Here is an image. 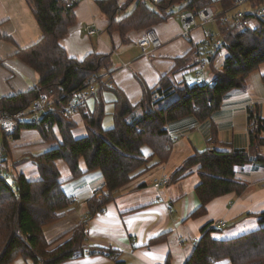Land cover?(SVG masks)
I'll return each mask as SVG.
<instances>
[{"label": "trees", "instance_id": "obj_1", "mask_svg": "<svg viewBox=\"0 0 264 264\" xmlns=\"http://www.w3.org/2000/svg\"><path fill=\"white\" fill-rule=\"evenodd\" d=\"M132 1L135 0L129 3ZM235 1L157 0L150 5L145 0H137L133 9L125 14L128 2L121 5L119 0H96V3L108 17L109 30L119 31L127 42L129 31L154 29L173 14L171 9L176 5H181L182 11L199 12L205 7H220L226 11ZM249 1L252 6L264 2ZM30 3L43 35L32 44L19 47L14 55L38 73L39 82L27 91L0 97V110L8 116L25 112L34 100L46 94L54 101L53 112L32 120L20 118L11 137L18 139L22 130L37 129L50 145L29 157L38 167L39 179L29 180L20 173L13 176L10 183L0 174V264H12L20 257L30 260L31 264H61L86 253L87 231L86 224L79 223L72 229V236L55 247L45 236L44 226L63 218L72 203L64 191L56 161L62 159L68 164L72 178L93 170L102 171L104 184L87 203L92 215L103 210L118 190L133 181L135 172L143 167L151 168L150 158H158L159 163L169 161L175 142L168 130L171 120L192 114L198 122H204L222 107L228 92L247 88L249 75L264 65V18L248 28L232 21L219 25L222 48L226 49L227 56L221 69L214 68L213 63L222 48L208 57L212 81L204 85L196 81L184 87L163 81L157 89L146 90L139 114L122 94L118 95L114 126L105 129L102 93L107 86L101 75L113 68L111 54L93 51L80 59L69 55L60 43L76 23L78 2L30 0ZM2 61L0 57V64ZM92 76L100 79L95 109L90 112L84 110V105L79 108L87 134L76 137V117L66 115L62 108L70 102L67 94L85 88ZM248 113V147L223 150L214 145L204 151L195 150L168 176V184H171L197 169L201 179L195 190L201 204L190 217L200 218L207 214L210 203L216 198L242 195L248 188V183L236 177V168L260 161L259 151L264 148V116L254 108ZM2 134L4 151L8 152L9 134L6 131ZM209 141L217 145L220 142L215 135ZM143 146L152 149L150 157L144 156ZM82 160L85 170L81 168ZM257 220L255 229L233 236L226 233L231 227L227 222L225 227H215L213 221L208 222L201 228L198 244L186 264H210L225 259L231 264H264V211L258 214ZM165 236H157L152 242H159ZM109 254L114 258V252Z\"/></svg>", "mask_w": 264, "mask_h": 264}, {"label": "crops", "instance_id": "obj_2", "mask_svg": "<svg viewBox=\"0 0 264 264\" xmlns=\"http://www.w3.org/2000/svg\"><path fill=\"white\" fill-rule=\"evenodd\" d=\"M171 10L173 14L170 17L154 26L162 44L144 50L138 40L145 30L129 31L126 34L128 41L124 42L119 31L109 30L108 17L96 0L78 1L75 8L76 23L70 27L68 35L60 43L69 55L80 59L93 51L111 54L113 68L110 72L103 73L106 77L102 78L107 86L102 93L105 111L102 124L105 129L114 126L118 95L122 94L135 106L134 112L139 114L142 112L140 104L146 90L157 89L163 81L175 87H184L185 84H193L201 78L196 74L199 69L195 65L198 64V56L208 55L207 46L211 44H208L203 33L208 23L200 24L186 35L181 23L183 11L174 13L173 8ZM13 20V26L7 28L6 33H2L3 27L11 24ZM212 24L218 30V23ZM42 35V29L26 0H0V57L3 59L0 64V97L27 91L38 84V73L14 53L19 47L36 42ZM13 39L14 45L9 46L6 41ZM190 72L197 75L196 79L194 76L193 83H188L185 78ZM209 78L213 79L212 73ZM251 92H228L222 107L204 122H198L192 114L171 120L168 130L175 142L169 161L159 163L158 158H150L151 168L146 170L143 167L135 172L133 181L118 190L114 199L93 215L87 201L103 186L102 171L86 172L80 176V181L70 184L73 180H70L72 172L68 164L62 159L57 160L64 191L72 203L63 218L44 226L45 236L49 242L55 243V247L68 240L72 236V229L84 222L89 251L79 258L61 264H186L196 247L194 238L199 239L201 228L208 222H227L231 227L226 233L232 236L255 229L258 226V214L264 211V171H260L261 176L258 177L251 173L252 170L244 172L241 168L240 172L249 178L253 177L251 183L246 182V191L242 195L227 194L216 198L210 203L207 214L197 219L190 217L201 204L195 190L201 179L196 168L179 181L155 186L156 180L164 174L170 176L195 150L204 151L214 145L219 149L226 146L229 149L248 147V130L247 140L243 128L240 136L235 135L237 127L243 125L235 122V116L246 112L248 125V107L255 108L254 104L258 106L259 112L262 110L261 115H264V102L259 105L255 100L256 95ZM95 105V97H90L83 107L85 111L92 112ZM74 116L77 120L74 135H86L87 127L82 113L77 112ZM228 124L234 133L231 141L222 139L220 129L222 125L226 127ZM213 135L220 141L218 145L209 141ZM225 138L230 140V137ZM9 145L10 152H7L8 155L4 153L7 174L11 178L21 173L29 180L39 179L38 167L32 160L20 161L21 158L30 157V154H39L34 152L36 149L41 148L43 152L48 148L50 144L44 141L41 133L37 129H24L19 138L11 140ZM142 152L148 158L152 149L143 146ZM81 168L86 169L84 160L81 161ZM255 170H260V167H255ZM236 177H241L242 180H239L244 181V176H239L237 172ZM68 185L72 195L68 193ZM78 201L80 205L77 207ZM162 234H166L163 240L152 242L153 238ZM110 252H114V258L110 256ZM210 264L231 263L225 259Z\"/></svg>", "mask_w": 264, "mask_h": 264}, {"label": "built area", "instance_id": "obj_3", "mask_svg": "<svg viewBox=\"0 0 264 264\" xmlns=\"http://www.w3.org/2000/svg\"><path fill=\"white\" fill-rule=\"evenodd\" d=\"M249 2V0H236L232 7L235 8V12L233 14L226 13L220 17L212 7H205L199 12L183 11L181 16L183 33L187 35L191 32L192 29L198 27L200 24L214 23L218 21V19L220 20L221 24L232 21L242 28L251 27L254 25L256 20H259V18H264V2L260 6H252V4H250ZM244 6L245 8H242ZM203 33L207 38L208 44H213L215 50L223 47V42L221 39L215 42L217 34H214L212 30L204 28ZM138 44L142 49L145 50L147 48L159 47L162 44V41L157 32L154 29H151L143 34V36L139 39ZM207 62L208 60L206 57L202 55L197 57L198 69L201 70V72H204ZM98 80L99 78H97L96 76H92L86 82L85 88L75 90L72 93L67 94V97L70 98V102L62 108V111L66 115H75L79 111V108L83 106L90 97L96 96L99 89ZM207 81L208 80L205 79V76L202 73V77L198 80V83L204 85ZM53 104L54 101L50 100V98L46 94H43L32 102L28 109L30 111L27 110L13 116H8L4 115L0 110V131H6L9 134V139L11 140V134L14 133L20 118L26 116L27 113L35 114V117L36 115H40L42 117V115L53 112ZM3 155L4 146L2 145L0 146V174L10 182L12 178L5 171ZM166 184H168L167 175H164L160 179L155 181L156 187H160ZM75 199L76 198H74V200ZM214 225L215 227H225L227 224L225 221H219ZM194 243L195 246H197L198 238H194ZM86 253H89V251L87 250Z\"/></svg>", "mask_w": 264, "mask_h": 264}, {"label": "rangeland", "instance_id": "obj_4", "mask_svg": "<svg viewBox=\"0 0 264 264\" xmlns=\"http://www.w3.org/2000/svg\"><path fill=\"white\" fill-rule=\"evenodd\" d=\"M71 1V0H70ZM136 1L137 0H135L134 2L132 1V2H130L129 3V0H119V3L121 4V5H123V4H126L127 2L129 3L127 6H126V8H125V12H123L124 14L125 13H129L132 9H133V6L135 5V3H136ZM145 1H147V3H149L150 5H154V2L155 1H157V0H145ZM26 2H27V4H28V6L30 5L31 6V3H30V0H26ZM72 2H78V1H72ZM181 5H177V6H174L173 7V11H175L174 13H179L180 12V10H181V7H180ZM215 7H218V6H215ZM242 8H245V6L244 7H242ZM219 9V10H218ZM218 9H214L217 13H218V16L220 17V16H222V15H224V14H226V13H228V14H233L234 12H235V8H230V9H228V10H226V11H222V9L220 8V7H218ZM124 14H122V15H120V17L121 16H123ZM22 17H24V15H22ZM34 22H35V20H34ZM216 23H218V26L221 24L220 23V20L218 19V21H216ZM13 24H14V20H13V22L11 23V24H9V25H7V26H5V27H3V29L1 30L2 31V33H6V31H8L7 30V28H9V27H11V26H13ZM15 24H16V22H15ZM254 24H256V23H254ZM207 29H209V30H212V31H214V34H217V37H216V40H215V42L216 41H218L219 39H220V35H219V32H218V30H217V27H216V25L215 24H212V23H208L207 24V27H206ZM18 36H21L20 34H18ZM15 40L13 39V41H11V40H7L6 42L7 43H9V46H12V45H14V42ZM139 41V40H138ZM214 42V43H215ZM207 48H208V55H206V58L208 59V56L210 55V54H215L216 52H215V49H214V45L213 44H211V45H208L207 46ZM226 56H227V51H226V49L225 48H222V49H220L219 50V52H218V54H217V57H216V59H215V61H214V63H213V67L214 68H216V69H221V67H222V65H223V62H224V60H225V58H226ZM114 58H115V55L113 56ZM204 72H205V74H204V76H205V79L206 80H208V79H210L209 78V76H210V73H212V68H211V65H210V63H207V65H206V67H205V69H204ZM105 73V72H104ZM198 73H200V74H198ZM198 73H196L197 75H200L201 77H202V72H201V70H199V72ZM195 74V72H190V74H189V76H186L185 78H186V80H187V82L188 83H193L194 82V76H195V79L197 78L196 75ZM104 77H106V74L104 75V74H102L101 75V79L102 78H104ZM103 80V79H102ZM211 80V79H210ZM209 80V81H210ZM212 81V80H211ZM98 82L100 83V79L98 80ZM235 91H239V92H241V91H246V92H249V91H252L251 93H254V95H256V98H255V100L257 101V103L259 102V105H261L260 103L261 102H264V65L262 66V67H260L259 69H257V70H254L250 75H249V77H248V79H247V89H236ZM154 100H156V98H154ZM255 108L254 109H256V112H258V113H260L261 114V112H262V110H261V112H259L258 110H257V105L256 104H254L253 105ZM249 109H251L250 107H248V112H249ZM28 111H30V110H28ZM243 115H245V117L243 116ZM36 116H38V117H41L40 115H36ZM262 117L264 116V115H261ZM35 117V114H31V113H27V115L26 116H24L23 117V119L24 120H32L33 118ZM235 122L236 123H238V124H243L242 126H238L237 127V130H236V132H235V135L236 134H238V136H240V133H241V128H243V133L245 134V136H246V140H247V116H246V112H244V113H239V114H237L236 116H235ZM78 126H80V122L78 121ZM229 127H230V125L228 124L226 127H225V125H222L221 126V132H222V139L223 140H225V141H231L232 139H231V137L234 135V133L232 132V130H230L229 129ZM231 128V127H230ZM218 129H219V127H218ZM2 132V131H1ZM0 132V146H2L3 144H2V140H3V134ZM225 137H230V140H227V138H225ZM11 140H15L14 138H11ZM10 140V141H11ZM248 143V142H247ZM229 148L230 147H223L222 149L223 150H229ZM9 152H10V145H9V149H7ZM35 153H41L42 152V149L41 148H39V149H36L35 151H34ZM260 153L259 154H261L260 156H259V158L260 157H262L261 159H260V161H256V160H254L252 163H250L249 165H247V166H244V167H237L236 168V172H237V174L239 175V176H244V178H243V180L245 181V182H248V183H251V181H253L252 179H253V177H251V178H249L246 174H244V173H242V172H240L241 171V168H243L245 171L244 172H246V171H251L252 170V172L251 173H254V174H257V176L259 177V176H261V173H260V171H264V148H261V151H259ZM4 153H7V152H5L4 151ZM7 155H8V153H7ZM31 155V154H30ZM3 157H4V155H3ZM28 157V158H27ZM27 157H25L26 159H30L29 158V156H27ZM25 158H21V159H24V161H28V160H25ZM255 167H260V170H255ZM67 168V167H66ZM69 168V167H68ZM66 169V170H69V169ZM6 169H7V166H6V164H5V171H6ZM196 171H197V169H196ZM164 175H166V174H164ZM164 175H162V176H164ZM161 176V177H162ZM168 176V175H167ZM196 176H197V174H196ZM71 177V176H70ZM160 177V178H161ZM245 177H247L246 178V180H245ZM159 178V179H160ZM239 179H241L242 180V178L240 177ZM70 180H73L70 184H76V182L77 181H80V177H77V178H71ZM69 181V180H68ZM69 184V185H70ZM67 186L68 187V189H69V187L70 186ZM250 185V184H249ZM69 191L70 192H68L70 195H72V190H70L69 189ZM76 194V193H75ZM75 204V203H74ZM80 205V201H78V202H76V206L78 207ZM227 261H229V260H227ZM230 262V261H229ZM12 264H31V261L30 260H26V259H24V258H22V257H20V258H18V259H16Z\"/></svg>", "mask_w": 264, "mask_h": 264}]
</instances>
